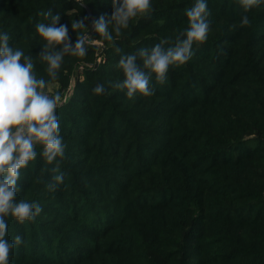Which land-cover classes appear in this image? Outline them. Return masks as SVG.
Segmentation results:
<instances>
[{
	"label": "trees",
	"instance_id": "obj_1",
	"mask_svg": "<svg viewBox=\"0 0 264 264\" xmlns=\"http://www.w3.org/2000/svg\"><path fill=\"white\" fill-rule=\"evenodd\" d=\"M193 3L151 0L119 34L109 25V41L93 22L109 19L112 0H0L10 46L32 59L43 91L66 97L56 110L65 156L49 163L37 144L20 170L16 199L43 211L7 218L8 239L23 240L10 264H264V5L245 12L240 0H208L207 41L164 83L153 74L154 95L129 99L113 86L124 78L121 56L136 53L142 65L141 48L165 38L172 46ZM49 10L68 26L70 46L71 21L87 28L78 30L87 54L64 53L55 77L40 54L63 44L46 48L35 30ZM244 15L251 23L241 26ZM98 83L103 95L92 92Z\"/></svg>",
	"mask_w": 264,
	"mask_h": 264
},
{
	"label": "clouds",
	"instance_id": "obj_2",
	"mask_svg": "<svg viewBox=\"0 0 264 264\" xmlns=\"http://www.w3.org/2000/svg\"><path fill=\"white\" fill-rule=\"evenodd\" d=\"M245 12L264 5V0H240ZM113 12L106 21L104 16L93 22V29L104 39L111 41L112 33L109 25L119 34L121 29L129 26L130 20L143 16L151 10V0H112ZM208 0H194L191 7L185 9L188 27L175 38L172 46L165 47L168 38L156 43L150 51L141 48L139 56L143 58L142 65L137 62V54L130 53L121 56L118 67L124 78L113 86L126 90L129 99L140 96H152L155 88L151 84L153 74L155 80L164 83L170 66H180L189 62L193 55V45L207 41L210 32L208 16ZM50 18L48 23H37L36 33L48 46L63 44L60 51L54 53L44 51L40 59L46 62L47 72L55 77L61 69L64 53L84 57L87 54L86 25L84 19L71 21V29L77 32L74 47L68 44V26L59 24L60 13L53 14L51 10L44 13ZM251 23L249 17H241V26ZM59 24V26H57ZM9 33L0 30V264H10V252L22 242V237L16 235L14 240L8 239V217H13L18 223L35 221L43 211L39 202L16 199L17 182L20 170L26 168L29 162L37 157L35 145H40V155L52 163L57 158L65 156L67 145L62 142L60 121L57 109L66 100L59 92L48 94L43 89L48 82L37 78L33 71L32 59L20 48L9 44ZM119 51V50H118ZM23 58V59H22ZM96 95H103L105 85L96 84L92 88ZM57 185L64 182L65 175L53 177ZM55 191L54 185L48 186Z\"/></svg>",
	"mask_w": 264,
	"mask_h": 264
},
{
	"label": "rangeland",
	"instance_id": "obj_3",
	"mask_svg": "<svg viewBox=\"0 0 264 264\" xmlns=\"http://www.w3.org/2000/svg\"><path fill=\"white\" fill-rule=\"evenodd\" d=\"M97 62H100L99 61V59L97 60ZM73 81V80H72ZM54 87L53 86H50L49 88H48V91L50 92V93H55L56 92V87H55V89H53Z\"/></svg>",
	"mask_w": 264,
	"mask_h": 264
},
{
	"label": "built area",
	"instance_id": "obj_4",
	"mask_svg": "<svg viewBox=\"0 0 264 264\" xmlns=\"http://www.w3.org/2000/svg\"><path fill=\"white\" fill-rule=\"evenodd\" d=\"M100 60V59H99ZM80 69L82 70V67H80Z\"/></svg>",
	"mask_w": 264,
	"mask_h": 264
}]
</instances>
